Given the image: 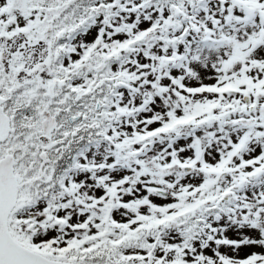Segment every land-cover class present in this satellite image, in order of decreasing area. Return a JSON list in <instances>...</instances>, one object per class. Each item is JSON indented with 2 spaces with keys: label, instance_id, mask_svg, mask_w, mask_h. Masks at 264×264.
<instances>
[{
  "label": "snow or ice",
  "instance_id": "obj_1",
  "mask_svg": "<svg viewBox=\"0 0 264 264\" xmlns=\"http://www.w3.org/2000/svg\"><path fill=\"white\" fill-rule=\"evenodd\" d=\"M0 264H264V0H0Z\"/></svg>",
  "mask_w": 264,
  "mask_h": 264
}]
</instances>
